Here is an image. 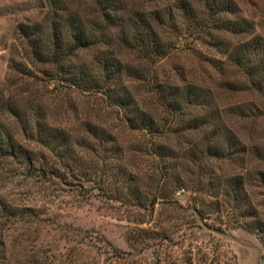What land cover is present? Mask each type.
Returning a JSON list of instances; mask_svg holds the SVG:
<instances>
[{
	"label": "trees",
	"instance_id": "16d2710c",
	"mask_svg": "<svg viewBox=\"0 0 264 264\" xmlns=\"http://www.w3.org/2000/svg\"><path fill=\"white\" fill-rule=\"evenodd\" d=\"M242 1L249 0H41L40 16L18 24L15 52L21 60L13 56L10 67L26 79L38 77L34 68L67 89L117 108L130 130L151 137L140 149L146 147L158 164L164 163L158 175L165 189L184 186L180 171L194 174L189 181L195 182V192L211 200L210 209L224 208L233 221L243 218L240 225L256 230L264 245V218L250 190L264 188V145L254 138L264 122V35L256 31V21L245 14ZM181 34L222 54L221 59L206 58L223 75L218 84L187 79L180 68L175 77L162 78L156 65L172 53L175 36ZM125 52L135 55V63L125 61ZM231 68L245 79V87L224 77ZM130 80L143 81L152 97L148 106L140 104ZM23 85L28 86L21 92L24 98L0 104V158L15 159L29 171L38 169L37 152L27 141L54 157L41 161V176L48 171L56 175L61 166L87 176L97 164L89 152L124 155V146L99 122L98 113L97 119L83 123L84 134L74 135L48 121L43 88ZM240 91L253 92L255 100L225 103L219 98L220 93L235 96ZM4 114L20 124L18 134L7 129ZM241 122L251 125L248 133ZM171 140L176 144L170 145ZM112 175L134 193L137 206L146 207L139 173L121 164ZM196 212L200 217L208 213ZM41 219L38 209L0 197V264H57L52 254L32 250L28 230ZM19 228L24 232L17 233Z\"/></svg>",
	"mask_w": 264,
	"mask_h": 264
},
{
	"label": "rangeland",
	"instance_id": "374dc122",
	"mask_svg": "<svg viewBox=\"0 0 264 264\" xmlns=\"http://www.w3.org/2000/svg\"><path fill=\"white\" fill-rule=\"evenodd\" d=\"M242 2L245 14L256 21V31L264 35V0ZM40 7L41 0H0V104L11 99L19 102L26 96L21 93L23 88H28L23 84L36 83L43 88L42 102L50 123L74 135L84 134L83 123L97 119L98 113L99 122L111 129L117 142L124 146V155L104 153L102 149L89 152L97 164L87 176L70 173L62 166L56 175L48 171L41 176V161L51 162L54 157L47 148L27 141L24 142L27 147L37 152L38 169L29 171L15 159L0 158V197L41 212L40 223L32 224L28 230L33 252L52 254L57 264H264V245L256 230L241 226L243 218L233 221L224 208L220 212L210 209L211 200L195 192V182L189 181L195 178L194 174L180 171L184 180V186L179 188L181 193L179 189H165L166 183L158 175L164 163L158 164L146 147L140 149L151 137L130 130L120 119L121 111L67 89L34 68L38 77L26 79L10 67L13 56L16 61L21 60L15 52L18 24L37 19ZM134 56L125 52L124 59L135 63ZM207 57L221 59L222 54L194 37L181 34L175 36L172 53L156 66L162 78L175 77L176 69L180 68L187 79L214 86L223 75L210 65ZM226 71L224 77L240 80V87L246 86L236 70ZM142 82L130 80L129 86L140 104L148 106L152 97ZM240 92L235 96L220 93L219 98L225 103L256 98L253 92ZM2 117L7 129L18 134L20 124L10 114ZM240 127L245 128V133L251 130L249 123L241 122ZM257 128L254 138L264 145V122L260 121ZM169 144L175 145L176 141ZM121 164L140 174L139 193L146 199L145 208L137 206L131 190L114 180L112 174ZM179 164L181 167L177 160L176 165ZM222 166L229 171L232 168L228 163ZM250 190L251 199L264 218V188L256 185ZM163 192L169 197L164 198ZM197 210L208 213L200 217ZM16 231L24 232L22 228ZM18 257L22 258L20 254Z\"/></svg>",
	"mask_w": 264,
	"mask_h": 264
}]
</instances>
